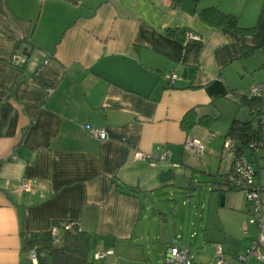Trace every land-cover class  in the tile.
Listing matches in <instances>:
<instances>
[{
  "label": "crops",
  "instance_id": "obj_1",
  "mask_svg": "<svg viewBox=\"0 0 264 264\" xmlns=\"http://www.w3.org/2000/svg\"><path fill=\"white\" fill-rule=\"evenodd\" d=\"M208 8L257 31L210 24L199 13ZM245 46L255 49L249 57ZM19 50L27 63L16 67ZM263 65L264 0H199L196 14L173 0H0V264H30L26 237L66 221L91 236L90 254L121 256L126 245L150 238L157 211L150 196L160 187L189 198L203 220L208 212L205 239L217 218L227 224L229 212L250 213L240 191L228 192L224 206L212 195L220 197L213 188H223L233 165L221 154L222 133L187 131L182 121L192 110L214 120L226 112L231 123L242 110L263 112L264 100L252 94L264 83L253 74ZM168 73L181 78L173 87ZM86 125L107 139L93 138ZM188 138L204 153L186 151ZM162 146L170 162L152 168L138 160V152ZM170 169L213 184L209 200L207 188L187 194L162 185L160 173Z\"/></svg>",
  "mask_w": 264,
  "mask_h": 264
},
{
  "label": "rangeland",
  "instance_id": "obj_2",
  "mask_svg": "<svg viewBox=\"0 0 264 264\" xmlns=\"http://www.w3.org/2000/svg\"><path fill=\"white\" fill-rule=\"evenodd\" d=\"M256 70L253 73L255 79H264V69L260 70L257 67ZM252 80V76L247 77L246 83ZM228 119V115L225 112L224 115L215 119L210 126L206 127V129H212L213 132L219 135L222 133L220 135L222 142L221 154L223 153L225 156H231L224 144V135L229 130L232 121ZM237 119L242 122L256 121L250 110H242ZM203 146L206 147L205 145ZM253 152H248L247 158L254 168L258 170L259 176H257V179L260 177L261 184L264 187V146L256 150V157ZM212 186L213 184H209L208 188L204 190L207 200L212 194ZM172 190L173 188L171 187H160L154 192V195L150 196L151 203L157 210L152 216V222H149L146 227V233L149 234L148 237L150 238H146L142 242L137 241L131 245H126V251L121 256L116 254L114 257H109L98 264H169L167 262L168 251L172 247L182 250L189 248L195 254L193 264H214L213 254L217 245H221L224 248L228 264H241L239 261L240 257L247 258L246 264H264V247L261 248L260 259L254 255H249L253 242L257 241L260 236L259 227L251 223L254 217L251 205H249L250 213L246 211V215H243V217L229 212L227 224L221 222L219 218L214 219L215 222L211 223L212 229L206 232L208 237L205 239V227L209 220L208 212L205 211L203 220L201 211L196 210L189 198L185 195H182L185 196L182 197L180 194H173L171 193ZM185 192L187 194L191 193V191ZM239 193L243 194L247 200L246 192L240 191ZM212 195L218 200L221 199V196L219 197L216 192ZM262 201L264 202V199ZM183 202L186 203L185 206H183ZM161 203L164 204L161 205ZM160 212L168 214V222L163 221L164 218L160 215ZM246 231L249 236L245 233ZM89 260L90 263L95 262L94 255L90 254Z\"/></svg>",
  "mask_w": 264,
  "mask_h": 264
},
{
  "label": "built area",
  "instance_id": "obj_3",
  "mask_svg": "<svg viewBox=\"0 0 264 264\" xmlns=\"http://www.w3.org/2000/svg\"><path fill=\"white\" fill-rule=\"evenodd\" d=\"M187 37L192 40H200V37L194 35L192 33H188ZM12 65L16 67H21L27 63V57L20 50L16 52V54L12 57L11 60ZM50 63L49 59H46L41 68L39 70L47 67ZM167 79L170 85H173L181 80V78L175 73H168ZM252 94L258 97H261L264 100V83L256 84L252 88ZM258 120L260 124L264 128V112L258 114ZM87 133L93 138H98L100 140H106L107 134L103 129L92 128L88 125L85 126ZM225 148L228 149L230 155L233 157V165L230 173L228 174V182L230 185L235 187L240 191H244L247 193V200L249 205L252 206L253 219L251 221L252 224L257 225L260 230L259 239L253 242L251 251L249 255H254L257 258H261V248L264 247V212L263 205L261 202V193L262 188L260 187L257 181V172L252 163L249 162L247 156L240 155L236 156V143L232 138H227L224 141ZM264 146V141H256L250 145V148L256 152V150L260 147ZM184 149L186 151H192L197 154H203L205 151V147L203 144L196 139L188 138L184 143ZM158 153L154 154H146L143 152L137 153V158L141 162H146L150 167L156 168L161 164L167 163L171 161V152L164 146L158 148ZM31 188V183L28 180H25L22 185V190L29 191ZM62 227L53 226L50 230L51 236L53 239L54 246H60L63 242V231H72L75 233H83L82 228L74 222H64ZM247 234V231L245 232ZM31 238V236H28ZM28 260L30 264H40V260L47 257V253L42 252L39 249V246L34 245L31 247L28 252ZM114 256L113 250H104L98 251L94 255V260L96 263L101 261H105L109 257ZM195 259V254L189 249L185 250L172 247L168 251L167 262L169 264L177 263V264H193V260ZM214 264H228L225 256L224 248L221 245H217L214 252ZM241 264H246L247 258L240 257L239 259ZM91 264V263H89Z\"/></svg>",
  "mask_w": 264,
  "mask_h": 264
},
{
  "label": "trees",
  "instance_id": "obj_4",
  "mask_svg": "<svg viewBox=\"0 0 264 264\" xmlns=\"http://www.w3.org/2000/svg\"><path fill=\"white\" fill-rule=\"evenodd\" d=\"M198 3L199 0H173L174 7H180L185 9L191 14L198 13ZM202 18L213 25L221 28H225L230 31H235L240 34L251 35L257 28H241L239 25V20L236 16L231 14H225L217 8H208L199 11ZM254 48L245 46L244 47V57H249L254 52ZM264 69V65L262 67ZM261 112H258V114ZM254 120L242 122L240 120L234 119L230 125L229 131L225 137L232 138L236 143L235 155L247 156L248 152L254 151L250 148L253 142L261 141L263 138V126L258 120V114L255 113ZM215 120L210 116L199 117L195 110L188 112L183 121L182 127L190 131L196 126L208 127ZM255 154V151L253 152ZM250 162V161H249ZM251 163V162H250ZM258 173L257 169H255ZM228 177V176H227ZM222 182L223 188H213V191H218L220 196H226L230 191H240L230 185L228 179ZM122 192L129 193L132 190L128 188L121 187ZM129 191V192H128ZM130 192V193H131ZM69 222V221H66ZM64 222H57L54 226L62 227ZM31 238L26 237L25 250H28L34 245L39 246L42 252L47 253V257L40 260V264H89L90 255V244L91 236L86 233H75L72 231H63V242L60 246H54L51 232L43 234H30ZM91 264H98L93 262ZM103 264V263H102Z\"/></svg>",
  "mask_w": 264,
  "mask_h": 264
},
{
  "label": "water",
  "instance_id": "obj_5",
  "mask_svg": "<svg viewBox=\"0 0 264 264\" xmlns=\"http://www.w3.org/2000/svg\"><path fill=\"white\" fill-rule=\"evenodd\" d=\"M159 181L162 185L173 184L176 188L182 191H198L207 188V186L197 185L193 182V176L186 178L185 175H176L174 169L163 171L160 173ZM226 196H221V205L224 206V200ZM160 215L164 218V222H168V214L160 212Z\"/></svg>",
  "mask_w": 264,
  "mask_h": 264
}]
</instances>
